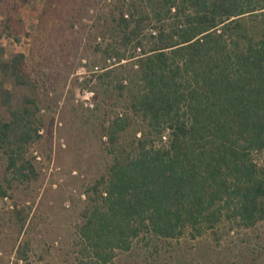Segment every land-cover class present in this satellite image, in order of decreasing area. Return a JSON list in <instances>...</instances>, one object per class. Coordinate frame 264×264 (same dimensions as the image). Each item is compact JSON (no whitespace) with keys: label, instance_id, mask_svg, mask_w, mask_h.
Instances as JSON below:
<instances>
[{"label":"trees","instance_id":"trees-1","mask_svg":"<svg viewBox=\"0 0 264 264\" xmlns=\"http://www.w3.org/2000/svg\"><path fill=\"white\" fill-rule=\"evenodd\" d=\"M38 1L28 30L0 0V217L20 235L70 199L72 264H168L160 244L222 225L264 263V0ZM21 33L27 53L1 44ZM52 155L67 178L44 191Z\"/></svg>","mask_w":264,"mask_h":264},{"label":"rangeland","instance_id":"rangeland-1","mask_svg":"<svg viewBox=\"0 0 264 264\" xmlns=\"http://www.w3.org/2000/svg\"><path fill=\"white\" fill-rule=\"evenodd\" d=\"M9 1L11 9H14V20L13 24L15 28H26L31 30L34 28V19L32 16L33 9H37L40 5L38 0H7ZM40 7V6H39ZM38 7V8H39ZM10 9V10H11ZM13 11V10H12ZM11 11V12H12ZM13 15V14H12ZM0 21L3 17L0 16ZM14 36H10L3 39L2 45H5L8 51L18 49L21 52H26L28 49V40L21 33L20 41L16 40ZM85 63V61L83 62ZM84 65V64H81ZM74 76L81 80L86 76V69L80 66L75 70ZM88 90H77L76 92V102H78L84 108L92 109L95 106V102L91 96L86 92ZM91 100H88L90 99ZM93 103L94 106L91 107L87 103ZM61 126V123H57ZM56 137V136H55ZM62 147H65V142L63 140H58ZM55 142V145L57 144ZM55 147V146H54ZM36 160L40 165L44 162L45 156L38 150L34 153ZM37 156L40 159H37ZM43 165V164H42ZM46 166L43 169L44 177H46L42 189L45 191L46 188L51 183V179L54 176L56 181H53V189L59 183H63L66 180V175L62 172L61 165L59 166L55 157L52 155L51 159L44 163ZM73 176L77 175V171H74ZM87 186L89 182L86 181ZM41 189V190H42ZM50 194V193H49ZM85 194V189H81L79 186H75L72 189V195L75 199L84 200L82 195ZM71 200L67 199L63 205L58 206L54 202H46L43 205L35 206V209L31 212V221L26 226V231L18 234L17 227L13 225L15 218L10 212L1 215L0 217V264H7L10 257L9 252L14 245L23 243V241L30 242V253L32 260L39 264H72L74 263V236L70 234L71 239L64 238L62 241L52 243V238L57 236L56 233L62 232L65 234L73 233V226L77 221L76 215L70 211ZM72 231L70 232V230ZM217 234L209 232L203 237L197 239L182 238L180 240H172L170 242V248L161 246L160 250L164 255V260L168 264H174L177 262L178 258L183 259L177 262V264H257V262H249L248 256L243 253V245L237 243V240L241 237L239 236L237 230L233 233H228V226H220L217 229ZM69 237V235H68ZM68 241V242H67ZM16 243V244H15ZM169 250V252L166 251ZM259 264H264L260 262Z\"/></svg>","mask_w":264,"mask_h":264},{"label":"built area","instance_id":"built-area-1","mask_svg":"<svg viewBox=\"0 0 264 264\" xmlns=\"http://www.w3.org/2000/svg\"><path fill=\"white\" fill-rule=\"evenodd\" d=\"M86 92L89 94V96H91V98H93L94 94H93L92 92H89V91H86ZM91 98H90V99H88V100H91ZM88 104H89L91 107H93V106H94V104H93V103H91V102H90V103H87V105H88ZM37 159H40V157H39V156H37ZM85 196H86L85 194H83V195H82V197H83V198H85Z\"/></svg>","mask_w":264,"mask_h":264}]
</instances>
